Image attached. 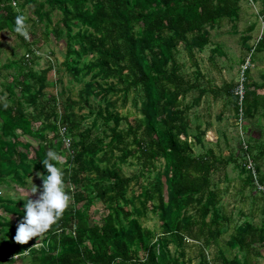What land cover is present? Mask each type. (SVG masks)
Wrapping results in <instances>:
<instances>
[{
  "label": "trees",
  "instance_id": "trees-1",
  "mask_svg": "<svg viewBox=\"0 0 264 264\" xmlns=\"http://www.w3.org/2000/svg\"><path fill=\"white\" fill-rule=\"evenodd\" d=\"M21 1L20 8L32 6L37 22L47 20L45 36L65 37L61 65L81 86L76 99L63 86L48 94L47 87L54 84L47 78L52 65L33 69L34 50L14 31L15 17L23 13L13 6L14 0H0V31L8 30L27 46L14 62L21 76H14L5 85L8 93L0 97V185L26 186L32 175H47L42 159L52 149L64 156L65 189L71 196L62 218L35 247L33 240L27 245L14 240L25 202L0 193V264L24 258L29 264H211L205 249L225 232L229 220L211 176L233 158L219 157L212 148L195 154L189 141V112L206 93L198 87L202 74L195 51L210 43V30L223 19L236 27L241 0ZM253 1L264 15V0ZM51 11L60 16L54 24ZM180 45L195 67L194 81L183 74L176 58ZM218 50L217 45L212 48ZM261 50L264 36L254 47ZM262 83L246 84V116L256 107ZM233 85L225 91L235 116ZM195 88L198 93L186 102ZM128 101L137 115L132 122L118 111ZM26 105L31 110L26 111ZM75 107H86L87 113L77 114ZM87 118L89 125L82 128ZM60 125L71 138L70 153L63 150ZM202 135L197 132L195 139ZM21 136L38 139L37 146ZM253 156L258 164L262 155ZM132 162L139 168L129 176L122 165ZM95 199L105 208L99 222L92 221L90 212ZM148 212L159 220L158 234L143 225ZM3 213L14 216V222ZM262 233L264 229L242 221L225 242L238 247L241 255L227 256L220 250V264H260L252 244L264 240ZM186 239L200 244L196 262L185 250Z\"/></svg>",
  "mask_w": 264,
  "mask_h": 264
},
{
  "label": "rangeland",
  "instance_id": "rangeland-1",
  "mask_svg": "<svg viewBox=\"0 0 264 264\" xmlns=\"http://www.w3.org/2000/svg\"><path fill=\"white\" fill-rule=\"evenodd\" d=\"M21 2V0H14L13 5H15L14 7L16 9H20L23 15L27 17V28L30 35V39L27 40V42L30 44L31 48H33L34 55L36 56V59H34L35 62L32 65L33 69L39 71L45 68L48 64H51L52 70L47 73V78L49 80H53L54 84L53 86L47 87L46 90L48 94L57 93L59 88L63 86L67 90V94H69L72 99H76L77 90L80 88L81 84L71 80L70 75L65 69H63L61 65V62L65 57V37L56 38V36L52 33H49L47 36H45L44 28L47 20L43 22H37L32 11V6L30 4H26L20 8L19 3ZM254 3L256 8L260 9V4L258 2ZM46 9H48V7H46ZM240 13L241 15L236 23V27H233L232 22L228 19H223V22H221L220 25L210 30V43L203 50L195 51V61L197 62L202 74L199 80L201 83H203V86H211L214 89L221 88V91L219 92L221 96L218 98H221L223 102H225L224 107H221L220 102L218 103L216 100L217 105L210 103L208 104V109L203 108L204 114L208 112L210 114L208 115V118L204 116L203 121H207L210 124L214 122L215 114L218 112V110L222 109L224 116L235 118L231 110V104L226 102L227 96L225 95L223 88L226 85H233L235 83L237 80L239 65L241 62H243L249 51V49L247 50L243 45V38L246 37V44L252 47L260 34L264 36V22L261 33L262 23L255 15L254 7H252L248 0L240 1ZM2 15L3 11L0 9V17ZM59 17L60 16L56 11H51V24H54L59 19ZM251 24H254V27L251 31H248L249 29L247 28L251 26ZM215 45H217L219 48V50L216 52L212 51V48H214ZM178 48L179 50L176 54V58L182 64L183 74L191 79L193 77L195 67L192 64V61L188 58L183 46L180 45ZM26 52L27 46L23 44L16 35L12 34L8 30L0 31L1 98H4L8 93L5 89V85L10 83L14 76H21L17 63L14 62H17V60H19V58ZM8 61L13 62L8 65ZM251 61L252 64L248 70V80L249 83L253 82L259 85L263 82L264 50L259 52L254 51L251 55ZM60 78L61 83L58 81ZM262 84L263 86L259 89L257 88L256 92L264 97V83ZM195 95L196 92L192 91L190 94H188L185 101L191 102V99ZM208 98L211 100V95H208ZM65 99L66 96L62 98L63 101H65ZM206 104L207 103H205L204 106ZM25 109L26 111H29L31 110V106L26 105ZM118 111L121 114H126L127 120L130 122H132L135 116H137L134 113V109L132 108L130 101H128L125 107L118 108ZM75 112L77 114H86L87 108L83 107V109L79 110L77 107H75ZM252 118L253 117L246 116V124L249 125L251 123L250 119ZM89 120L90 118L85 119L82 128L89 125ZM38 124L39 123L36 122L34 123V126L36 127ZM227 124L230 126V123L227 122ZM124 125L125 123L121 124L122 127ZM100 127L101 126L96 128L93 131V134L99 132L101 129ZM233 127H235V125ZM220 132L221 129H219V133ZM224 132L226 135L219 137V139L223 140L224 138L227 144L230 145L232 150L231 156L233 160L226 166L215 171V173L212 174L211 179L214 186L220 190V197L223 203L222 205L219 203L220 209L226 214L229 220L227 223H225V232L221 236L217 237L209 248L205 249V254L211 264H220L218 260V254L220 250H222L227 256H232L236 253L241 255L240 252H238V247H228L225 242L229 238V235L233 233L235 228L241 224L242 221L248 222L252 227L258 230H260V228L264 229V194L256 190L253 185L247 184L246 174L240 171L238 165L240 164L241 151L239 141L236 136V129L229 128V132ZM67 136L65 134V137ZM214 136L212 134L208 135V138L211 139V142H213L212 140L214 139ZM20 138L23 141L30 142L32 147L37 146L38 139L28 136H21ZM63 138L64 137H62L64 147L63 150L64 152L67 150L70 153V145H67L69 139L65 138L64 140ZM189 141L191 142L192 147H194L195 152H198L199 149L195 147L193 140L189 139ZM62 157L64 158L63 155ZM258 165L260 174H264V162L259 160ZM58 166L63 168L64 164ZM138 168L139 166L135 162L122 165V170L129 176L136 175ZM33 183L40 189L38 175H32L30 178H28L26 186H7L5 184L0 185V193L13 200L25 202L22 197L26 196L30 192ZM132 187L135 189V185H132ZM130 191H132V188ZM38 195L39 193L30 194V198L36 199L38 198ZM90 212L92 215V221L99 222L100 217L105 212L104 205L100 200L95 199L90 206ZM3 214L6 215L11 222H14V216H8L7 213ZM143 225L147 228H150L157 234L160 232L159 220H157L155 214H152L151 212H148V217L143 222ZM262 235L264 238V233H262ZM43 237L44 235L39 238H33L35 247L40 245ZM5 239L11 241L9 236L5 237ZM199 246L200 244L191 240L187 241L185 246V250L187 254L193 258V262L198 260ZM252 246L255 247L256 251L259 253V256L256 258L257 261L260 264H264V240L260 239L253 243ZM170 248L173 249V246L170 245ZM24 256L26 257L27 254ZM15 264H29V258H24L23 261L18 260V262H15Z\"/></svg>",
  "mask_w": 264,
  "mask_h": 264
},
{
  "label": "clouds",
  "instance_id": "clouds-1",
  "mask_svg": "<svg viewBox=\"0 0 264 264\" xmlns=\"http://www.w3.org/2000/svg\"><path fill=\"white\" fill-rule=\"evenodd\" d=\"M26 21L25 15H17L14 31L25 40H29ZM42 163L47 170V175L43 172L37 173L42 177V190L33 183L30 192L22 197L25 200L24 215L17 225L14 236L15 242L21 245H27L33 238H39L47 233L62 218L70 205L71 196L65 189L64 171L58 166L65 163L64 158L55 150L49 149ZM37 193L38 198H30V194Z\"/></svg>",
  "mask_w": 264,
  "mask_h": 264
},
{
  "label": "crops",
  "instance_id": "crops-1",
  "mask_svg": "<svg viewBox=\"0 0 264 264\" xmlns=\"http://www.w3.org/2000/svg\"><path fill=\"white\" fill-rule=\"evenodd\" d=\"M241 15V13H240ZM220 23L218 25L221 24ZM216 25L215 27H217ZM234 27V26H233ZM250 29V26L247 28ZM194 77V76H193ZM191 78L192 81H194V78ZM201 77V76H200ZM199 77V78H200ZM198 78V80H199ZM199 86L206 89V93L202 96L200 99V102L195 104L190 112H189V118H190V125L188 128L189 131V139L193 140L195 147L199 149L198 152H195L194 147L193 151L195 154L203 153L205 150L212 148L214 153L219 157L228 158L232 155V150L230 148V145L227 144L226 140L223 138V140L219 139V137H223L225 134L224 131L229 132L230 129H234V118L230 116H224L223 115V109L218 110V112L215 114V119L212 124H210L207 121H203L204 116L208 118V113L204 114V109H208V104L217 105L220 102L221 107L225 106V102L220 98L221 94H219L221 88L214 89L211 86H203V83L199 80L198 82ZM227 86V85H226ZM226 86L223 88V91H225ZM193 91L198 93V88H195ZM227 96L226 102H229L231 104V110L234 114V109L232 106V98L226 91L224 92ZM208 95H211V100L208 98ZM259 96H257V104L256 107H253L251 114H248L247 117H253L250 119L251 123L248 125L245 122V127L249 136L250 144H251V152L252 154H261V161L264 162V97L261 96L258 93ZM218 98V99H217ZM217 100V101H216ZM207 103L205 106L204 104ZM227 117V118H226ZM228 123H230V126H228ZM249 123V122H248ZM219 129H221V132L219 133ZM224 130V131H223ZM228 130V131H227ZM197 132H204V135L198 140L195 139ZM212 134L214 136V139L211 142V139L208 138V135ZM221 134V135H220ZM204 149V150H203ZM262 176L264 174L261 173ZM247 182V180H246ZM220 204L222 205V200H220Z\"/></svg>",
  "mask_w": 264,
  "mask_h": 264
},
{
  "label": "built area",
  "instance_id": "built-area-1",
  "mask_svg": "<svg viewBox=\"0 0 264 264\" xmlns=\"http://www.w3.org/2000/svg\"><path fill=\"white\" fill-rule=\"evenodd\" d=\"M252 7H254V13L255 15L260 19L262 26H261V33L263 30V20L264 15L260 13L259 9L256 8L255 3L253 0H248ZM262 34L258 37L255 44H253L252 48L248 51L245 59L243 62L240 63L238 68V74H237V80L235 81L233 88H232V94L235 98V118H234V125L237 133V138L240 145V151H241V159L240 164L246 171V173L249 175L250 180L252 182V185L254 188L261 193L264 194V181L260 178V172L258 169V164L256 160L254 159V156L250 149V143L248 141V134L245 127L246 122V84L249 82L248 80V70L252 64L251 61V55L254 52V47L256 43L262 38ZM28 56V54H26ZM62 130V131H61ZM59 131L65 138L69 139L68 146L70 145V137H65L66 134V127L65 126H59ZM189 241L190 239H186Z\"/></svg>",
  "mask_w": 264,
  "mask_h": 264
}]
</instances>
